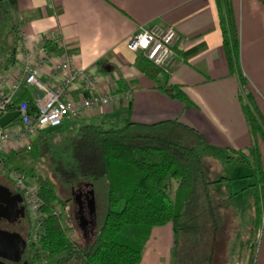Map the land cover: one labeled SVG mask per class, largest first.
Returning a JSON list of instances; mask_svg holds the SVG:
<instances>
[{"label": "trees", "instance_id": "obj_1", "mask_svg": "<svg viewBox=\"0 0 264 264\" xmlns=\"http://www.w3.org/2000/svg\"><path fill=\"white\" fill-rule=\"evenodd\" d=\"M214 4L227 67L231 73L237 72L246 89V80L238 71L231 0H214ZM18 28L9 0H0V72L15 63ZM52 47L49 42L45 48ZM143 63L140 71L168 97L186 101L176 86L159 84L160 71ZM239 98L251 138L244 152L213 150L199 131L171 119L81 124L57 142L38 135L40 154L47 156L51 171L67 192L82 183L92 191L98 183L104 189L103 211L92 239L79 246L66 236L60 213H53L56 205L71 203L72 194L62 197L41 176L34 177L45 216L37 239L47 253L41 264H139L151 228L163 225H169L172 233L168 264H212L222 222L220 201L214 198L213 189L232 179L210 177L207 162L218 159L228 167L250 168L247 177L252 182L247 187L253 188L256 204L264 186L259 150L264 146V118L251 91L242 90ZM171 180L175 182L172 191ZM234 194L230 192L226 198ZM29 246L33 248L34 242ZM252 259L251 253L247 264H252Z\"/></svg>", "mask_w": 264, "mask_h": 264}, {"label": "crops", "instance_id": "obj_2", "mask_svg": "<svg viewBox=\"0 0 264 264\" xmlns=\"http://www.w3.org/2000/svg\"><path fill=\"white\" fill-rule=\"evenodd\" d=\"M9 2L13 23L23 30V34L22 38L15 37V63L8 71L0 73L12 77L20 60L18 47L32 51L40 37L57 29L74 62L92 68L104 91L114 85L121 94L120 102L85 111L74 118L66 117L56 127L62 126L64 131H69L75 128L78 120L87 124L116 121L118 116L128 118L129 122L141 123L171 119L199 131L206 145L213 150L244 152L250 145L251 138L239 98L243 86L237 72L231 73L227 67L214 0ZM231 5L237 28L238 71L246 80V89L253 94L264 118V0H231ZM141 23L170 26L178 33L179 41L173 47L177 55L174 67L168 76L162 74L159 84L176 86L186 101L168 97L158 84L140 71L144 64L142 56L125 48L126 39ZM29 97V89H19L16 93L17 99L29 100ZM49 128L41 129L37 137H50L47 133ZM259 150L264 173V146L260 145ZM245 176L239 175L235 179L244 182ZM242 188L238 193L246 187ZM215 190L216 187L213 193ZM234 192L236 196L237 191ZM228 195L218 199L219 210H227L233 221L232 210L224 207ZM0 198L2 207L14 211L15 219L21 218L23 206L20 195L1 174ZM260 201L264 203V186L257 202ZM216 258L214 255L212 263ZM139 264H159L157 254L147 256L142 252ZM252 264H264V220Z\"/></svg>", "mask_w": 264, "mask_h": 264}, {"label": "built area", "instance_id": "obj_3", "mask_svg": "<svg viewBox=\"0 0 264 264\" xmlns=\"http://www.w3.org/2000/svg\"><path fill=\"white\" fill-rule=\"evenodd\" d=\"M17 31L22 38L23 30ZM178 41L179 35L173 27L141 23L126 39L125 48L139 53L144 61L168 76L174 67L177 55L173 47ZM49 42L53 47L46 49ZM17 52L20 60L12 77L0 73V117L16 112L14 119L0 127V174L19 193L31 232L38 237L45 216L37 186L22 171L7 167L5 155L29 150L41 129L56 127L66 117L112 106L121 101V94L114 85L104 91L92 68L74 62L57 29L40 37L34 50L18 47ZM19 89L30 90L29 100L16 98Z\"/></svg>", "mask_w": 264, "mask_h": 264}, {"label": "rangeland", "instance_id": "obj_4", "mask_svg": "<svg viewBox=\"0 0 264 264\" xmlns=\"http://www.w3.org/2000/svg\"><path fill=\"white\" fill-rule=\"evenodd\" d=\"M117 123L118 125H124L129 122L128 118L124 116H118L116 121L110 120L108 123ZM75 128L69 131H64L62 126L49 128L47 133L50 135L51 139L55 142L60 141V139L68 134L73 133L76 127L82 122L80 120L75 122ZM91 123H94L91 122ZM84 124V123H83ZM21 142L19 145L21 146ZM41 143L35 135L34 140L31 142L29 150H21L19 152L10 151L5 156V162L7 167L15 168L22 171L27 178L35 183V176H41L52 188H54L59 195L66 197L68 193L79 194L87 191L89 185L82 183L77 186L71 187L68 192L62 187L58 178L51 171L50 165L47 160V156H42L40 154ZM209 176L217 177L219 175L227 176L232 179L230 182L221 183L216 187L214 193V198L216 201L230 192L237 191V195L231 199H227V204L224 205L225 208H230L233 212V221L230 218V214L227 210L221 208L220 212L222 215L221 229L219 237L217 238V243L215 247L214 262L212 264H247L251 253L254 256L256 243L258 241L260 228L264 220V203L261 201L259 203L253 202V190L251 187H247L252 180L247 177L251 170L245 166L238 167H228L218 159H212L207 162ZM246 175L241 182V179H235L236 176ZM234 182V183H233ZM12 186V185H11ZM175 187L174 180H171V191ZM246 187L240 193V189ZM93 225L91 226V234L88 237L83 238L81 230L77 227L76 219V205L72 202L61 207L60 205L55 206V213L59 212L61 215V226L66 232V236L74 241L77 245H84L90 242L93 233L96 229V221L102 215L104 206V189L101 184H95L93 188ZM226 201V200H225ZM121 204L117 206L116 209L120 207ZM85 218L86 215L82 212ZM32 228L30 226V240L34 239V246L32 248L34 264L37 262L44 263L46 261V251L37 243L38 237L34 236L31 232ZM38 233V232H37ZM39 235V234H37ZM33 237V238H32ZM223 241V244H222ZM172 244V233L169 225H163L159 227L151 228V232L146 242L143 251L145 255L156 256L159 264H168L169 262V248ZM223 245V247H222ZM37 256V258H36ZM253 261V259H252Z\"/></svg>", "mask_w": 264, "mask_h": 264}, {"label": "flooded vegetation", "instance_id": "obj_5", "mask_svg": "<svg viewBox=\"0 0 264 264\" xmlns=\"http://www.w3.org/2000/svg\"><path fill=\"white\" fill-rule=\"evenodd\" d=\"M86 191L79 193L81 199H83ZM78 194H72L76 197ZM21 198V197H20ZM22 202V200H21ZM22 216L21 218L7 221L0 218V234L7 236V243L4 244V238L0 237V264H34L32 248L29 246V224L27 214L22 203ZM4 208V207H2ZM84 212L86 219H91V223L86 224L83 230H81L82 237H88L91 234V226L93 225L92 214L88 213L86 207L83 206L81 213ZM21 242L23 245H21Z\"/></svg>", "mask_w": 264, "mask_h": 264}, {"label": "water", "instance_id": "obj_6", "mask_svg": "<svg viewBox=\"0 0 264 264\" xmlns=\"http://www.w3.org/2000/svg\"><path fill=\"white\" fill-rule=\"evenodd\" d=\"M39 95V93H37ZM16 116V112H9L6 113L5 115L0 117V127H3L4 125H6L7 123H9L12 119H14V117ZM0 201L1 198H0ZM73 202L76 205V219H77V227L79 228V230H83L84 227L86 226V224L91 223V219H86L84 217V215L81 213V209L84 207H86V209L88 210L89 214L93 213V191L92 188L89 187V189L86 191L83 199H81V196L78 194L76 197H73ZM16 215V213L14 211H11L9 208H2V206L0 205V218L5 219L7 221L12 220V218ZM2 236V238H4V244L7 243V236L0 234V237ZM21 245H23V243L21 242Z\"/></svg>", "mask_w": 264, "mask_h": 264}]
</instances>
